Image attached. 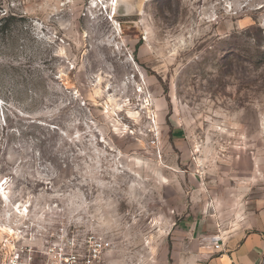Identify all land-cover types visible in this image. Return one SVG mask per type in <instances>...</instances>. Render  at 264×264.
Wrapping results in <instances>:
<instances>
[{
	"label": "rangeland",
	"instance_id": "374dc122",
	"mask_svg": "<svg viewBox=\"0 0 264 264\" xmlns=\"http://www.w3.org/2000/svg\"><path fill=\"white\" fill-rule=\"evenodd\" d=\"M113 5L0 0V264H186L264 201V0Z\"/></svg>",
	"mask_w": 264,
	"mask_h": 264
},
{
	"label": "crops",
	"instance_id": "0c3cea01",
	"mask_svg": "<svg viewBox=\"0 0 264 264\" xmlns=\"http://www.w3.org/2000/svg\"><path fill=\"white\" fill-rule=\"evenodd\" d=\"M206 246L197 253H187L186 264H260L264 260V201L258 211L248 213L244 224L225 236H205ZM218 241L221 250L210 243Z\"/></svg>",
	"mask_w": 264,
	"mask_h": 264
},
{
	"label": "built area",
	"instance_id": "2783aa9c",
	"mask_svg": "<svg viewBox=\"0 0 264 264\" xmlns=\"http://www.w3.org/2000/svg\"><path fill=\"white\" fill-rule=\"evenodd\" d=\"M82 246L84 252L81 253L79 249L75 247V243L72 240L64 243V245H52L48 249L45 258L38 264H96L102 249L108 246V243H104L99 237H90L85 239ZM210 246L214 250H221L218 241L211 242ZM7 264L36 263L31 255L21 258L17 254L9 259Z\"/></svg>",
	"mask_w": 264,
	"mask_h": 264
},
{
	"label": "bare ground",
	"instance_id": "6f19581e",
	"mask_svg": "<svg viewBox=\"0 0 264 264\" xmlns=\"http://www.w3.org/2000/svg\"><path fill=\"white\" fill-rule=\"evenodd\" d=\"M113 4V2H112ZM119 6V0H114V5H113V12L115 13L117 11V7Z\"/></svg>",
	"mask_w": 264,
	"mask_h": 264
}]
</instances>
